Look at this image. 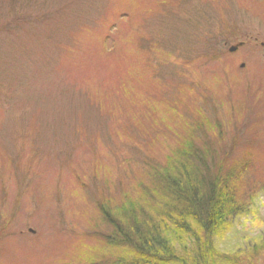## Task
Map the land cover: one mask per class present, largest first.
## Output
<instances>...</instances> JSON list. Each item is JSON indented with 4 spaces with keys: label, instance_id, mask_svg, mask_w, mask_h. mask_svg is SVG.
<instances>
[{
    "label": "rangeland",
    "instance_id": "374dc122",
    "mask_svg": "<svg viewBox=\"0 0 264 264\" xmlns=\"http://www.w3.org/2000/svg\"><path fill=\"white\" fill-rule=\"evenodd\" d=\"M192 147L239 201L208 264H264V0H0V264H113L100 208ZM188 222L168 246L207 264Z\"/></svg>",
    "mask_w": 264,
    "mask_h": 264
},
{
    "label": "trees",
    "instance_id": "16d2710c",
    "mask_svg": "<svg viewBox=\"0 0 264 264\" xmlns=\"http://www.w3.org/2000/svg\"><path fill=\"white\" fill-rule=\"evenodd\" d=\"M197 150L192 147L183 153L182 149H177L176 153H180L178 162L173 163L170 169L166 167L162 174L156 172L152 178L154 182L157 181L158 190L151 185L144 188L141 197L133 202L128 200L134 205L129 209L126 210L128 206L123 204L115 208L118 213L114 214L107 207L100 208L104 221L111 227L108 243L117 248L125 246L134 257L132 264H185L169 247V239L167 241L165 238L173 234L171 230L179 234L191 232L188 220H193L196 227L201 226V231L207 232L208 241L213 246L217 233L227 228L226 219L236 215L239 201L235 198L234 190L225 187L223 182L226 179L221 165L215 164L214 154L208 149ZM153 194L158 197L154 198ZM145 207L147 211L153 208L163 212L165 216L161 217V223L151 224L144 219L142 213ZM127 211H134L141 221L131 216L124 221L122 216ZM163 222L168 224L164 225ZM209 242L197 243L198 252L201 251L198 256L207 264L214 257ZM126 249L118 251L113 264H125L121 258L126 254Z\"/></svg>",
    "mask_w": 264,
    "mask_h": 264
},
{
    "label": "water",
    "instance_id": "95a60500",
    "mask_svg": "<svg viewBox=\"0 0 264 264\" xmlns=\"http://www.w3.org/2000/svg\"><path fill=\"white\" fill-rule=\"evenodd\" d=\"M236 50V48H232V49H230L229 51L230 52H234Z\"/></svg>",
    "mask_w": 264,
    "mask_h": 264
}]
</instances>
